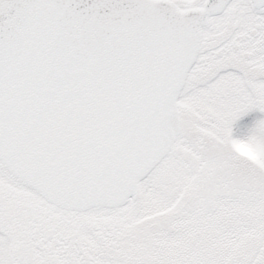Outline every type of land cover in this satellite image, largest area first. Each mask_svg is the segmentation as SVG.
Masks as SVG:
<instances>
[{"label": "snow or ice", "instance_id": "6c2138e0", "mask_svg": "<svg viewBox=\"0 0 264 264\" xmlns=\"http://www.w3.org/2000/svg\"><path fill=\"white\" fill-rule=\"evenodd\" d=\"M254 110L264 0H0V264H264Z\"/></svg>", "mask_w": 264, "mask_h": 264}, {"label": "rangeland", "instance_id": "374dc122", "mask_svg": "<svg viewBox=\"0 0 264 264\" xmlns=\"http://www.w3.org/2000/svg\"><path fill=\"white\" fill-rule=\"evenodd\" d=\"M264 118V113L259 112L258 110H254L250 113H248L245 117H243V122H246L247 124H252L255 120ZM240 123L237 122V125L235 126V131L239 134L241 129H240Z\"/></svg>", "mask_w": 264, "mask_h": 264}]
</instances>
